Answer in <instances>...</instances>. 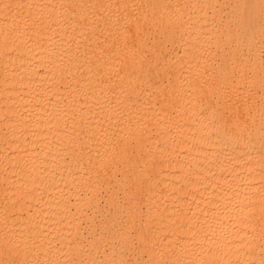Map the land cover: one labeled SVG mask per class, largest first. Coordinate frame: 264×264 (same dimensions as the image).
<instances>
[{
	"label": "snow or ice",
	"instance_id": "6c2138e0",
	"mask_svg": "<svg viewBox=\"0 0 264 264\" xmlns=\"http://www.w3.org/2000/svg\"><path fill=\"white\" fill-rule=\"evenodd\" d=\"M25 7L37 11L30 12L22 24H8L6 16L0 29L6 54L11 57L18 53L16 59L22 62L26 52H33V46L41 47L44 40L51 42L46 31L55 32L59 28L64 36L73 39L87 37L102 19L96 17V10L117 9L115 21L109 23V17L105 25L112 30L109 35L115 33L114 47L123 53L120 82L116 85L119 91L105 93L101 108L111 130L108 139L119 148V153L106 151L101 156L97 149L101 159L93 162L89 157L91 167L87 171L95 172L98 177L97 169L107 168L116 155L129 160L135 158V164H129L123 196H118L120 204L102 207L91 216L85 210L93 207L85 198L89 189L81 193L77 203L82 206L81 215L90 216V220L73 214L67 228L75 232L62 234L57 241L60 246L55 248L53 241L45 239L47 233H41L39 225L33 222L30 205L27 214L17 215L25 206L24 197L30 194L25 189L30 184L39 186L41 178L35 173L43 169L37 167L35 160L23 158L6 166L11 168L13 180L11 187L4 190L5 199L0 201V223L4 225L0 235V264H264V0L219 3L155 0L148 4H105L103 0L24 4L17 0L15 4L0 5L9 12L13 9L19 12ZM145 8L151 9L152 14L141 17L127 11ZM121 9L125 10L123 17L119 14ZM209 11L214 13L211 19H208ZM64 43L62 39L60 44ZM53 55L62 59L68 50L49 52L50 57ZM191 58L197 61L195 67L202 69L197 82L189 81L187 76L183 81L189 85L187 95L191 97L186 101L185 111L199 125L194 131L200 135L192 139L200 147L194 150L202 152L203 144L207 143L208 147L219 149L212 155L221 172L228 171L223 160H242L244 166L240 171L246 173L243 177L239 174L231 177L240 183L231 192L235 201H230L233 210L240 213L234 219L246 231H237L227 241L226 249L202 228L175 220L171 226L162 225L151 212L144 213L145 194L150 190L160 154L174 151L170 146L166 148L160 137H170L176 142V134L183 127L161 124L160 112L168 121L172 120L169 110L176 112L174 77L178 71L186 70V66L193 67ZM165 77L168 83L161 86ZM30 83L29 79L23 86L26 88ZM173 127H177V133ZM72 131L74 135L65 132L67 139L58 144L64 148L66 162L69 153L77 158L79 170L88 148L85 138L89 133L83 128L76 132L75 126ZM256 157L258 162L252 163ZM226 178L222 175L218 179ZM5 182L8 183L7 176ZM21 192L24 195H18ZM122 206L127 208V220L121 219L117 228L109 221L113 220V208ZM62 240L67 243H61ZM143 256L149 259L144 260Z\"/></svg>",
	"mask_w": 264,
	"mask_h": 264
},
{
	"label": "bare ground",
	"instance_id": "6f19581e",
	"mask_svg": "<svg viewBox=\"0 0 264 264\" xmlns=\"http://www.w3.org/2000/svg\"><path fill=\"white\" fill-rule=\"evenodd\" d=\"M16 2L17 0H0V5ZM19 2L58 4L61 0ZM78 2L97 3L98 0ZM150 2L155 0H103L105 4ZM171 2L184 3L186 0ZM213 2L219 3L223 0ZM36 11L27 7L19 12L15 9L9 12L0 8V29L5 25L6 16L8 24H22L30 12ZM127 11L141 17L152 14L149 8L142 11L139 9ZM87 12L85 9L84 13ZM124 12L123 9L119 10L121 17L124 16ZM116 14L115 8L96 10V17L102 19L97 21L96 27L87 37L77 36L73 39L64 36L63 30L59 28L55 32L46 31L45 35L52 38L51 42L44 40L41 47L33 46V52H26L23 62L16 59L18 53H13L11 57L6 54L3 47V32L0 31V201L5 199L4 190L11 187L13 180L11 168L6 166L21 158L35 160L37 167L43 169L35 173L41 181L39 186L30 184L29 188L25 189L30 194L24 197L25 206L17 215L27 214L30 205L33 222L39 225L41 233H47L45 239L53 241L54 248L60 246L57 241L62 234L67 235V231L75 232V229L67 228L73 214L85 221L90 220V216L81 215L82 206L77 203L81 193L89 189L85 198L93 207L85 210L90 212L91 216H95L97 210L102 207L109 208L114 203L120 204L118 196H123L129 164L133 166L135 164V158L129 160L116 155L107 168L97 169L98 177L95 172L87 171L91 167L88 163L89 157L96 162L106 151L119 153V148L112 145L108 139L111 130L101 108L105 93L111 95L112 90L119 91L116 85L120 82L118 75L123 53L118 47H114L117 43L115 33L109 35L112 30L105 25L109 17H111L109 23L114 22ZM213 14L209 11L208 19H211ZM62 39L65 41L63 45L60 44ZM61 48L67 49L68 55L62 59L59 55L49 56V52L59 51ZM191 64L193 67L186 66V70L178 71L174 77L176 91L173 94V102L176 112L172 113L169 110L172 120L168 121L164 113L160 112L161 124L167 122L183 127L179 128L178 133L177 127H173V132L177 133L176 142L170 137L163 135L160 137L162 144L166 148L170 146L174 151L170 154L168 152L160 154L158 166L154 169L150 181V190L145 194L144 213L147 215L151 212L162 225L171 226V222L175 220L202 228L226 249L227 241L232 239L237 231H246L243 224L234 219L240 213L233 210V203L230 202L235 201L236 198L231 192L240 183L231 177L236 174L243 177L246 173L240 171L244 166L242 160L229 162L223 158H221L223 166L228 171L221 172L216 157L212 155L219 149L208 147L207 143L203 144L202 152L194 150L200 147L192 139L194 135L197 137L200 135L199 131H194L199 125L195 123V117H190L185 111L188 107L186 101L191 97L187 95L189 85L183 81L187 76L189 81L197 82L201 78L202 69L195 67L197 64L195 58H191ZM29 79L31 83L25 88L23 84L28 83ZM167 83L165 77L161 86ZM185 120L188 121L187 124ZM74 126L76 132H81L83 128V131L89 133L85 138L88 141V148L83 154V164L79 170L77 158L69 153L66 162L64 148L58 144V141L67 139L65 132L68 136L74 135L72 131ZM106 131L108 135L105 134ZM93 133L95 135H92ZM190 145L192 147H189ZM152 147L155 148V145ZM182 148L185 151L182 152ZM97 149L100 150L101 156L97 155ZM54 156L57 158L53 159ZM251 162L257 163L258 157ZM185 164H191L192 167L182 168L181 165ZM232 169L236 172L232 173ZM222 175L227 178L218 179ZM6 176L8 183L5 182ZM126 212V206L113 208V220L109 223H115L118 228L121 219L127 220ZM3 230L4 225L0 223V235ZM60 242L67 243L66 240ZM233 243L236 241L233 240ZM142 258L147 260L149 256Z\"/></svg>",
	"mask_w": 264,
	"mask_h": 264
}]
</instances>
